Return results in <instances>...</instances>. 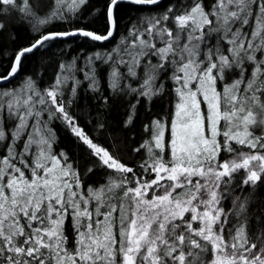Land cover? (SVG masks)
Returning a JSON list of instances; mask_svg holds the SVG:
<instances>
[{"label":"snow or ice","instance_id":"obj_1","mask_svg":"<svg viewBox=\"0 0 264 264\" xmlns=\"http://www.w3.org/2000/svg\"><path fill=\"white\" fill-rule=\"evenodd\" d=\"M0 264H264V0H0Z\"/></svg>","mask_w":264,"mask_h":264}]
</instances>
